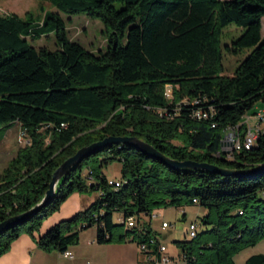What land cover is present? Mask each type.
<instances>
[{"label": "trees", "instance_id": "obj_1", "mask_svg": "<svg viewBox=\"0 0 264 264\" xmlns=\"http://www.w3.org/2000/svg\"><path fill=\"white\" fill-rule=\"evenodd\" d=\"M43 1L68 15L98 19L106 47L93 52L71 40L57 11H45L37 20L30 12L25 18L0 16V128L18 124L26 131L21 139L29 141L0 172V221L41 203L58 165L106 136H136L180 161L229 169L264 166V130L257 128L249 149L242 144L247 114H257L254 107L264 99V0ZM231 23L242 30L224 45L226 50H251L226 75L221 34ZM50 34L54 50L27 40ZM167 85L171 99L164 93ZM183 97L188 102H181ZM198 110L207 117L195 118ZM232 127L240 148L224 153L221 141ZM114 160L121 163L118 187L102 172ZM94 190L97 198L88 207L36 238L41 250H68L78 243L79 230L93 224L97 243L148 241L156 236L147 222L140 224L141 215L193 204L205 209L203 229L175 241L185 264H234V253L264 238V199L259 196L264 167L226 176L174 170L120 143L75 164L48 202L0 232V256L21 234L34 236L69 195ZM115 215H135L137 225L130 228ZM243 264H264V254L250 255Z\"/></svg>", "mask_w": 264, "mask_h": 264}, {"label": "rangeland", "instance_id": "obj_2", "mask_svg": "<svg viewBox=\"0 0 264 264\" xmlns=\"http://www.w3.org/2000/svg\"><path fill=\"white\" fill-rule=\"evenodd\" d=\"M45 11H57L65 21L68 37L80 43L87 50L98 52L104 50L106 47V39L102 34L103 24L98 19H91L83 13L68 15L57 10L49 2L43 0H0V16L16 14L21 18H25L27 13H31L34 20L42 18ZM262 28L261 34H264V16L261 18ZM242 28L236 26L234 23L229 24L222 30L221 34V49H222V63L223 74L231 75L234 72L237 64L248 54L251 48H244L238 53H232L227 51L224 45H229L231 40L238 36ZM29 44L36 48L45 46L51 50L56 48L54 36L52 34L42 36L39 39L32 40L27 38ZM166 97L171 99L172 91L168 86V93ZM186 99L183 97L181 100ZM264 109V103L258 102L253 111H262ZM248 123L253 129L255 126L264 130V119L257 121L256 114L249 113ZM246 117L243 118V121ZM252 129V130H253ZM258 129V130H259ZM20 127L13 125L9 130L0 128V172L8 165L9 161L16 155L18 148L25 144V140L21 139V133H19ZM47 137L45 138V140ZM28 140V138H27ZM121 163L117 160L111 161L108 165L102 168V172L108 179L120 178ZM259 196L264 199V190L259 192ZM97 198V191H83L74 192L63 202L58 211L49 215L43 220L38 231L34 235L39 234L41 231H46L52 225L53 220L55 223L72 217L76 212L84 210ZM205 209L198 205L193 204L183 207L167 206L157 208L154 213L159 214V217L150 220L148 215L140 216V224L147 222L148 226H151V232L159 239V241L166 246L167 255L172 257L177 264H185L184 260L180 257L181 250L175 243L178 240L189 239L187 236V228L190 222L197 224V230L203 229L201 218L204 215ZM118 215L114 216L117 219ZM167 221L169 227L162 228L161 222ZM96 233V226L93 224L86 228L80 229L78 232V243L89 239V235ZM105 244V243H99ZM118 244L119 249L112 250L106 255L108 264H146L144 263V255L139 252L136 242L130 241L126 243H109ZM264 254V238L259 239L253 245H247L242 247L236 253L232 255L234 264H243L244 261L253 254ZM96 256V262L91 264H103L102 252ZM105 255V256H106ZM165 264V263H157Z\"/></svg>", "mask_w": 264, "mask_h": 264}, {"label": "water", "instance_id": "obj_3", "mask_svg": "<svg viewBox=\"0 0 264 264\" xmlns=\"http://www.w3.org/2000/svg\"><path fill=\"white\" fill-rule=\"evenodd\" d=\"M264 103V99H263ZM127 144L135 147L136 149L143 152L148 157H152L157 159L159 162L163 163L166 167L174 170L184 169V168H190V169H204L213 173H219L221 175H244L249 174L251 172H254L256 170L262 169V167H255V168H248V169H229L221 167L217 164H210L207 162H196L193 160H176L172 159L168 156H165L161 152H159L157 149H155L153 146H151L146 141L139 139L136 136H106L102 140H98L95 142H92L90 144L84 145L77 149L74 154L67 157L65 160H63L58 167L53 171L51 179L48 183V188L45 191V194L42 198L41 203L34 206L33 208L8 217L5 220L0 221V232L8 229L9 227L13 226L14 224L24 220L26 216H28L32 211H34L36 208H38L41 204L48 202L55 191L56 184L58 183L59 179L68 172L75 164L81 162L84 158L88 157L91 153H94L95 151L99 150L100 148L109 145V144ZM223 144V139L221 141V145Z\"/></svg>", "mask_w": 264, "mask_h": 264}, {"label": "crops", "instance_id": "obj_4", "mask_svg": "<svg viewBox=\"0 0 264 264\" xmlns=\"http://www.w3.org/2000/svg\"><path fill=\"white\" fill-rule=\"evenodd\" d=\"M15 125L19 126L18 124ZM55 222L53 220L50 224L54 225ZM150 229H152L151 226ZM43 232L41 231L34 236L21 234L11 244L10 249L0 256V264H86L87 262L91 264V262H96V256L99 255V252L103 254L101 262L108 264L106 263L108 262L106 254L112 250L119 249L118 244L97 243L95 241V233L89 235V239L86 241L70 246L68 250L72 253V258H66L57 251L45 252L37 246L36 238Z\"/></svg>", "mask_w": 264, "mask_h": 264}, {"label": "built area", "instance_id": "obj_5", "mask_svg": "<svg viewBox=\"0 0 264 264\" xmlns=\"http://www.w3.org/2000/svg\"><path fill=\"white\" fill-rule=\"evenodd\" d=\"M168 86L165 87L164 93H168ZM181 102H188V99L181 100ZM212 111V109H210ZM193 116L197 119L206 118L207 112L203 110L195 111ZM257 121H261L264 119V109L259 111V114H256ZM248 131L247 134L242 142L244 148L249 149L255 141L256 138V130L249 126V123L246 122ZM253 129V130H252ZM19 133H26L25 130L20 128ZM27 135V134H26ZM29 141L27 140L26 143ZM240 148L239 137L237 133V129L235 127L228 128L226 134L223 137V144L221 145V150L224 153H232V151L238 150ZM109 183L113 184L115 187L120 185L119 180H112L109 179ZM197 199H193V203H197ZM150 220L159 217V214L154 213V210L148 214ZM117 220L124 222L128 227H135L137 225V218L135 215L128 216L127 218H122L121 216L117 217ZM162 228L169 227V223L167 221L161 222ZM197 224L195 222H190L187 228V236L191 238L195 236L197 233ZM137 247L140 253H142L145 257L144 263L146 264H157V263H165V264H177L176 261L172 259V257L167 255V249L164 244H162L157 237H151L148 241H142L137 243ZM63 257L72 258V253L69 250H65L60 253ZM86 264H89L88 262Z\"/></svg>", "mask_w": 264, "mask_h": 264}, {"label": "bare ground", "instance_id": "obj_6", "mask_svg": "<svg viewBox=\"0 0 264 264\" xmlns=\"http://www.w3.org/2000/svg\"><path fill=\"white\" fill-rule=\"evenodd\" d=\"M257 114H259V112H258ZM61 126H63V125L61 124ZM118 221H120V220H118ZM192 237H194V236H192ZM192 237H191V238H192Z\"/></svg>", "mask_w": 264, "mask_h": 264}]
</instances>
